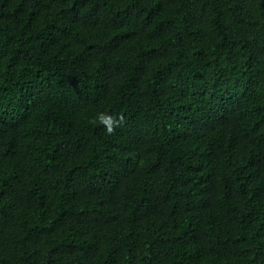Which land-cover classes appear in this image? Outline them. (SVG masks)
Segmentation results:
<instances>
[{
	"label": "trees",
	"instance_id": "1",
	"mask_svg": "<svg viewBox=\"0 0 264 264\" xmlns=\"http://www.w3.org/2000/svg\"><path fill=\"white\" fill-rule=\"evenodd\" d=\"M0 264H264V0H0Z\"/></svg>",
	"mask_w": 264,
	"mask_h": 264
},
{
	"label": "clouds",
	"instance_id": "2",
	"mask_svg": "<svg viewBox=\"0 0 264 264\" xmlns=\"http://www.w3.org/2000/svg\"><path fill=\"white\" fill-rule=\"evenodd\" d=\"M98 121L103 127L108 135L114 134L117 128L122 127L124 124V117H113L111 115L100 114L98 117ZM93 123H96L94 120Z\"/></svg>",
	"mask_w": 264,
	"mask_h": 264
}]
</instances>
